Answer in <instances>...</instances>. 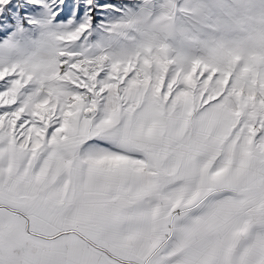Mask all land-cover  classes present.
I'll list each match as a JSON object with an SVG mask.
<instances>
[{"label": "snow or ice", "instance_id": "snow-or-ice-1", "mask_svg": "<svg viewBox=\"0 0 264 264\" xmlns=\"http://www.w3.org/2000/svg\"><path fill=\"white\" fill-rule=\"evenodd\" d=\"M0 264H264V0H0Z\"/></svg>", "mask_w": 264, "mask_h": 264}]
</instances>
